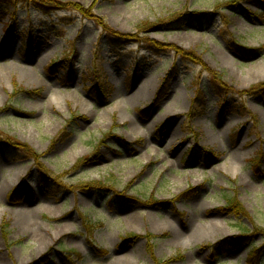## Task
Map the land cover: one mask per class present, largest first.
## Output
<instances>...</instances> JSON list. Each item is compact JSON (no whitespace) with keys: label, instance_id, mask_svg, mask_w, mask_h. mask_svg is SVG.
I'll use <instances>...</instances> for the list:
<instances>
[{"label":"rangeland","instance_id":"rangeland-1","mask_svg":"<svg viewBox=\"0 0 264 264\" xmlns=\"http://www.w3.org/2000/svg\"><path fill=\"white\" fill-rule=\"evenodd\" d=\"M57 1L130 41L0 18V133L38 154L0 140V264H264V0Z\"/></svg>","mask_w":264,"mask_h":264},{"label":"trees","instance_id":"trees-1","mask_svg":"<svg viewBox=\"0 0 264 264\" xmlns=\"http://www.w3.org/2000/svg\"><path fill=\"white\" fill-rule=\"evenodd\" d=\"M242 0H229L227 3L231 5H236L238 2ZM24 6H30L34 7L40 12H42L45 15H50L52 13H58V12H71V13H80L86 18L92 19L93 22L102 30V32L109 38H114L115 41L121 42V41H130L129 35H123L119 34L117 32L112 31L109 27H107L104 23H101V21L93 16L86 15L84 10L78 5H75L73 3H62L57 0H0V18L3 17L8 12V8L12 10V14L15 13L17 7L19 5ZM264 4V2H263ZM180 20V19H179ZM182 21V19H181ZM155 44V43H154ZM155 47L150 46L149 48L155 51L156 53H162L165 51L168 52H175L178 56H180L182 59L187 60L189 62H193L196 65H201V62L196 58V55L193 52L189 51H183L173 46H161L159 44H155ZM174 73V68L172 70H169L166 76L165 83L167 82L168 78L171 77V75ZM212 82L216 86L217 91L219 92V98H222V96H226L228 94V91H225L224 89H221L220 85L221 83V76H217L215 74H212L211 76ZM264 87V84L258 85L256 87H253L252 89L260 90L259 88ZM164 87H162L161 90H163ZM97 92H101V85L97 84ZM256 90V91H257ZM263 91V92H262ZM261 93L264 95V90H262ZM224 109V108H223ZM192 110H199V102L198 99H194L192 101V108L191 112L189 113L188 119L191 120L192 118ZM201 112V111H200ZM0 140L2 144L8 148V150L17 151L20 154H22L24 157L31 159L32 161H35L38 157V154L35 153L31 148H29L26 144H22L14 139L9 138L8 136L4 135L3 133H0ZM255 162V161H254ZM40 177L43 178V175L40 173ZM99 189V188H96ZM16 192V190H14ZM98 191V190H96ZM14 194V192H13ZM184 196H186L184 194ZM225 205L223 207V211H226L228 213H233V215L238 218L240 214H244V210L242 209V206L239 204V202L236 200L234 196H225L224 197ZM109 206H111V202H109ZM261 232H263L264 235V229H260ZM154 264H169L168 262L164 261H158L154 259Z\"/></svg>","mask_w":264,"mask_h":264},{"label":"bare ground","instance_id":"bare-ground-1","mask_svg":"<svg viewBox=\"0 0 264 264\" xmlns=\"http://www.w3.org/2000/svg\"><path fill=\"white\" fill-rule=\"evenodd\" d=\"M237 157L236 156H233V158L231 159V163L233 164V163H236L237 162Z\"/></svg>","mask_w":264,"mask_h":264}]
</instances>
